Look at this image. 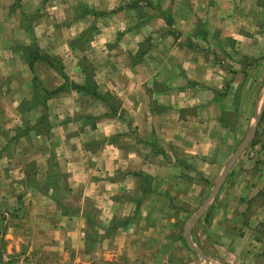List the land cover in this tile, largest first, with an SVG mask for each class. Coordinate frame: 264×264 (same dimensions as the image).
<instances>
[{"label":"crops","instance_id":"0c3cea01","mask_svg":"<svg viewBox=\"0 0 264 264\" xmlns=\"http://www.w3.org/2000/svg\"><path fill=\"white\" fill-rule=\"evenodd\" d=\"M3 1L0 2L5 8L0 36L7 39L11 54L22 52L20 47L11 49L12 38L18 32L25 34L26 28L21 23L28 14L42 5L48 10L35 20L47 24L45 33L36 31L38 26L33 28V33L29 31V39L43 38L46 45H37V50H32L38 58L31 65L22 52L20 70L29 77L23 91L13 98L11 109L20 116L19 126L26 125L30 119L23 114L36 113L31 126L38 129L36 111L42 104H34L23 114L16 109L23 103H32L38 90L47 95L44 106L50 114L45 135L49 144L31 147L35 175L39 181H46L49 163L45 156L55 152L56 165L65 175L70 193H79L81 235L87 225L82 202L90 200L101 215L95 227L97 235H105L101 236L104 244L118 246L113 254L115 259H111L127 264L142 263L147 246L154 242L152 232H158L155 240L164 237L167 246L171 243L169 235L175 225L168 220L172 211L167 199L198 198L194 179L202 176L210 181L209 176L223 166L226 169L231 158L232 135L238 133L242 122L248 123L245 113L250 101L243 98L247 88L242 73L248 68V60L259 55L257 67H264V27L260 25L264 20L263 1L162 0L161 9L170 12V26L158 15L153 18L150 8L146 13L129 6L125 15L120 6L135 0H20L14 8H10L14 0ZM56 20L68 21L69 30L62 33L64 40L59 42L48 26ZM12 22L17 26L11 25ZM93 24L96 30L90 45L80 48L73 45V40ZM252 37L255 38L251 40ZM28 44H24L25 49L29 48ZM57 49L59 55L79 54V59L84 56L93 76L87 79L79 60L68 66L66 60L54 55ZM236 53L239 56L233 63L231 58ZM53 59L60 60L59 71L55 70ZM10 68L13 75H8L3 83L17 85L15 79L19 75ZM51 72L58 78L50 79ZM35 78L39 82L36 89L32 83ZM89 84L94 89L74 88ZM238 91L239 99L235 97ZM110 96L119 102L115 111L102 100ZM69 100L94 101L96 107L104 110L101 114L77 113L91 119L90 125L84 122L80 127L95 134L94 140L100 143H86V139L76 135L71 140L70 127L74 122L69 118L77 109L70 111ZM235 100L239 105L237 118L230 123H235L232 131L225 119ZM256 102V99L252 102L253 109L257 107L258 111L251 115V125L263 104L258 106ZM263 156L260 159L264 162ZM234 165L229 171L233 177L229 185L233 184L230 190H223L220 205L212 211L217 217L207 219L210 233L204 242L229 255L233 248L230 244L241 243L239 248L246 264H264V236L257 232V226L264 225V173L260 172L261 169L264 172V163L256 165L255 170H259L256 174L247 171L233 174L237 168H246L243 163ZM19 168L15 178L21 181L25 177ZM2 172L0 164V195L5 188L1 187ZM152 183L160 186L159 189H153ZM260 198V204L254 205ZM65 225L51 227L60 238L65 235L61 242L67 241L66 236L73 229L70 221ZM245 228L251 233H242Z\"/></svg>","mask_w":264,"mask_h":264},{"label":"rangeland","instance_id":"374dc122","mask_svg":"<svg viewBox=\"0 0 264 264\" xmlns=\"http://www.w3.org/2000/svg\"><path fill=\"white\" fill-rule=\"evenodd\" d=\"M1 1L4 3L3 0H0V2ZM19 1L20 0H14L13 6L10 8H14ZM161 1L162 0H135L132 4L122 5L120 8L123 12L125 11V15L128 11L126 8L129 6L141 8L140 12L146 10V13L148 11L147 8H150L151 11H149V13H152L153 18L158 15V17L165 22V19L170 17V12L167 9H161ZM262 1L264 6V0ZM10 8H8V10ZM36 10V12L32 14H28L27 18L21 23V26L26 28L25 34L18 32L14 34L12 38L14 43H12L11 49L22 48V52L25 54L24 56L26 58L25 61L27 62H29L31 56L34 55L32 54V50L35 51L37 45L41 47L46 45V40L43 38H37L36 41L32 36V38L29 39V31L33 33L34 27L38 26L36 31H40L43 34L45 33L44 31L47 30V24L35 20L37 16L47 14L48 10L43 5L41 7L38 6ZM4 11L5 8L0 4V20L2 19L1 17ZM67 12L63 11L65 14ZM90 12L92 13L93 10ZM50 15L53 14H49L48 16ZM67 24V20H56L55 23L52 21L49 22L48 26L50 27L51 33L57 36V38H55L57 42L64 40L61 35L69 30L66 29ZM11 25L17 26V23L12 22ZM260 25L264 27V20ZM95 30L94 24L84 29L82 36L73 40V45L77 46V48H80V46L83 47L85 44L90 45L95 35ZM260 32V29L256 31L257 36ZM254 38L255 37H252L250 39L252 40ZM5 41H7V39L0 36V160L2 159L0 164L3 167V172L1 174L4 176L2 178L3 184L1 187H5L2 189L4 194L0 195V264H127L113 260L115 259L113 254L117 253L118 246L104 244V242H102L104 241V237L101 236L105 235H97L98 230H96L95 227H97V222H100L101 215L90 200H84L82 202V207L85 212L83 216L84 218L86 216L87 225L81 235L80 220L82 215L79 214L81 205L79 193H70L66 177L56 165L58 158L55 156V152H50L45 156L46 162L49 163L46 181H39L35 175L36 171L31 162V159L34 157L31 155V147L33 145L43 147L49 144L48 136L45 135L47 116L50 114L49 109L47 111V107L44 106V99H46L47 95L43 93V91L38 90L35 92V100L32 103H23L20 105V109H16V111L20 110L18 111L19 114H23L34 106V104H42L38 106L40 109L37 108L36 111L38 113L37 119L40 121L39 124L37 123L39 128L35 129L31 126V121L36 117V113L23 114L24 117H30V119L25 122L26 125L19 126L20 116L18 113L13 114L11 111V109L14 108L12 100L23 91L25 87L24 82H26L29 75H24L20 70L21 62L19 60L20 57H22V52L21 54L19 52L11 54L8 49L9 44ZM25 43H29L28 45L30 46L28 49L24 48ZM259 43L263 42L259 41ZM58 51H60V49H57L54 55H58L57 57H60L59 59H62V61L66 60L68 66L79 60L82 67L81 70H84L82 73H85L87 79L93 76L91 70L88 69L85 64L86 59L84 56L79 59L77 58L80 57L79 54L67 55L62 53L59 55ZM50 55L54 57L53 54ZM238 56L237 53L232 55L233 58L231 59L233 63L237 61ZM260 59L261 55L257 58L249 59L246 65L248 68L244 69L245 72L242 71V77L246 80L245 87L247 88V94H243V98L250 101L245 113L247 115L245 118L248 123L246 125L245 122H242V128L240 127L238 133L232 135L233 140L230 153L232 157L240 144L245 141V145L234 163L235 165L236 163L237 165L243 163L246 168H237L238 170L236 169L233 171V174L235 172L241 174V172L244 171L256 174V172L259 171L255 170L256 165L259 163L262 165L264 163L263 160L260 159V157L264 155V148L262 146L264 143V107L255 132L250 136L253 128V125L250 123L252 120L251 115L257 114L258 111L257 107L253 109L255 103L252 102L256 99L258 101V103L256 102L258 106L264 103V67L262 69L259 66L257 67V64H259L257 62H259ZM59 62L60 60L58 61L56 59L52 61L56 71L60 70ZM233 66H235V64H233ZM10 67L15 69L19 75L15 79L18 82L17 85L10 86L4 84L6 82L4 81L5 78L8 75H13L12 72H10ZM53 72H51L50 79L51 77L58 78L54 74L55 72ZM72 76H74V73H72ZM32 81L33 87L35 89L38 88L39 82H37L36 78L32 79ZM92 84L94 83L92 82ZM92 84H89L87 88L94 89V85ZM239 92L240 91H238L235 96L238 99ZM102 100H104V105L110 107L113 111L119 108V102L111 96L104 97ZM237 101L238 100H235L234 104H232L233 109L226 113V115L228 114V118L225 119V122L228 126L232 127V131L234 130L235 123L233 125H230V123L234 121V118H237L239 105V101ZM68 103L70 105V111H74V108L77 109V112L69 118V120L74 122L70 127L73 129V131L70 132L71 140L74 141L76 135V137L80 136L83 140L86 139V143L90 141H94L91 142V144L97 143L98 140H94L95 134L88 130H83L80 127L84 122L90 125L92 123V121H90L91 119L85 118L84 116L79 117V115H81V113H83V115L84 113L101 114L104 110L96 107L94 101L73 103L69 100ZM250 105H252V107ZM77 113L79 115H77ZM40 114L41 116H39ZM63 117L65 116L63 115ZM79 127L82 133L78 130ZM37 134L39 137H36ZM58 137L59 136L56 135L55 139ZM260 152L262 153L259 154ZM26 153L27 155H25ZM249 163H252L253 166L250 167ZM51 164L53 166H51ZM17 167H20L19 169L24 172L25 178L21 181L15 178L17 177ZM230 169H233L232 166L227 171L225 166H223L222 170L216 171L215 174L209 176L212 177L210 181L207 180L208 177L204 178L202 176L194 179L196 182L195 189H197L195 193L197 195L199 194V197L196 199H192L191 197L183 201L170 198L167 199L170 210L172 211V213H169L168 220H171L175 225L169 235L170 238H172V240L170 239L171 243L167 246L164 237L155 240V236L158 232H152L154 235V242L147 246L146 259L140 264H230L229 262H232V264H246V262L242 260L241 249L239 248L242 245L241 243V245H233L231 243L230 245H232L231 247L233 248L230 247L232 254L229 255L217 249V247L207 246V243L205 244L204 242L210 233L207 228L208 220L217 217L212 211L216 205H220L223 199V192L230 190L229 188L233 184L229 185V181H233V177L229 173ZM260 172L261 174L264 173L262 169ZM224 174L226 176L220 184L221 187H218ZM141 180L144 181L143 177ZM145 184H148L147 180ZM159 187L160 186L152 183L153 189L157 190ZM215 189H217L216 192H214ZM212 193H214L213 196ZM172 200H174L173 204ZM207 200L209 201L207 202ZM261 201V198L258 199L254 205L257 203L260 204ZM180 202L183 204L181 205ZM207 212L209 213L208 217L203 219L204 214ZM67 221L71 222L73 229L71 235L69 231L67 232L69 233V236H66L68 238L67 241L61 242L65 235L63 234L62 238H60V235L55 234L51 227L55 224L56 227L59 226L63 228L66 226L65 224H67ZM159 222L161 223V221ZM244 232L247 234L251 233L247 228L242 231V233ZM257 232L261 236H264V225H258ZM108 233H110V231ZM161 236H163V234ZM55 243L58 244L55 245ZM189 245L193 247V249L201 251V256ZM134 254L133 252L132 257H135ZM109 255L111 256L109 257ZM166 255H168V257ZM112 257L113 259H111ZM234 257L236 258L234 259Z\"/></svg>","mask_w":264,"mask_h":264},{"label":"water","instance_id":"95a60500","mask_svg":"<svg viewBox=\"0 0 264 264\" xmlns=\"http://www.w3.org/2000/svg\"><path fill=\"white\" fill-rule=\"evenodd\" d=\"M263 107H264V103L262 104V107H261V109H260V111H259V113H258V115H257V118H256V120H255V123H254V125H253V128H252V130H251V134H250V136H252L253 134H254V132H255V129H256V126H257V124H258V122H259V118H260V115H261V113H262V110H263ZM245 145V141H243L241 144H240V146L238 147V149L236 150V152L233 154V156L231 157V159H230V161H229V163H228V165H227V167H226V171L231 167V165L235 162V160L237 159V157H238V155H239V153L242 151V149H243V146ZM225 176V174L223 175V177ZM222 180H223V178L221 179V181H220V183L222 182ZM218 187H219V185H218ZM217 187V188H218ZM217 191V189H215V191L214 192H216ZM213 194L214 193H212V196H213ZM209 200H207V202H208ZM190 246V245H189ZM191 247V246H190ZM192 249H193V247H191ZM193 250H195L196 252H198L200 255H201V253L198 251V250H196V249H193Z\"/></svg>","mask_w":264,"mask_h":264},{"label":"trees","instance_id":"16d2710c","mask_svg":"<svg viewBox=\"0 0 264 264\" xmlns=\"http://www.w3.org/2000/svg\"><path fill=\"white\" fill-rule=\"evenodd\" d=\"M165 23L167 24V25H169L170 24V21H169V19H165ZM38 57H37V54L36 55H32L31 56V59H30V61H29V65H31L32 64V62H33V60H35V59H37ZM44 61H46V60H44ZM31 67V66H30ZM75 89H81V90H85L87 87H83V88H81V87H78V86H76V87H74ZM88 89V88H87ZM264 113V112H263ZM262 116H263V114H262ZM262 118V117H261ZM264 148V147H263ZM208 215H209V213L207 212V213H205L204 214V218H207L208 217Z\"/></svg>","mask_w":264,"mask_h":264}]
</instances>
